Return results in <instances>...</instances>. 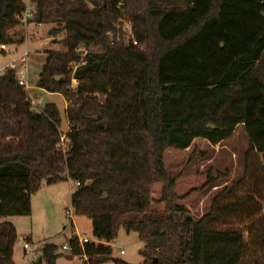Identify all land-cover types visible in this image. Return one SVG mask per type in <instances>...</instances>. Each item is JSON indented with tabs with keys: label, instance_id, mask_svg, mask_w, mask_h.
<instances>
[{
	"label": "trees",
	"instance_id": "16d2710c",
	"mask_svg": "<svg viewBox=\"0 0 264 264\" xmlns=\"http://www.w3.org/2000/svg\"><path fill=\"white\" fill-rule=\"evenodd\" d=\"M32 1L31 20L53 13V33H64L66 50L48 52L37 87L69 101L72 144L57 148L55 103L34 111L13 72L0 75V220L30 216L43 182L71 179L75 214L98 241L84 245L91 264L112 255L120 229L138 233L143 264H264V0ZM25 9L0 0V44L20 41L10 30ZM124 21L137 46L124 40ZM240 126L243 175L198 216L189 203L229 181L230 168L172 167L186 151L187 165L207 158L205 142L215 148ZM17 238L0 221V264H15ZM61 255L47 243L34 264Z\"/></svg>",
	"mask_w": 264,
	"mask_h": 264
},
{
	"label": "rangeland",
	"instance_id": "374dc122",
	"mask_svg": "<svg viewBox=\"0 0 264 264\" xmlns=\"http://www.w3.org/2000/svg\"><path fill=\"white\" fill-rule=\"evenodd\" d=\"M26 1V0H25ZM53 13L46 16L45 22L41 25L34 20L12 28L10 34L15 40L20 41L13 44H6L7 50L0 52V68L8 65L18 59L26 51L29 52V80L32 87L31 96L41 99V104L38 108H33L34 111L40 112L49 103H55L61 113V133L68 129L65 109L68 101L62 94L49 93L37 87V82L43 66L46 62L49 51H65L66 47L61 43L64 33L54 34L53 28L56 26L52 21ZM127 25H132L131 22L125 21L121 24L122 29ZM50 31L52 32L50 34ZM123 38L127 41V36ZM203 147L208 151V156L205 159L195 160L187 165V157L191 151H186V158L173 165L172 169L175 174L182 170H205L213 166L216 170H225L227 167L231 170L229 181L221 183L218 189H209L205 193L203 201H193L189 203L196 215L200 216L208 210V203L214 194L222 190L227 184H231L234 180L243 175V154L248 148V139L240 126L231 138L223 142L215 148L207 142ZM57 186V187H52ZM77 187L71 179L63 180L54 185H47L43 182L41 195L36 193L33 198L32 214L30 216H14L8 217V220H13L17 225L18 238L14 247L16 264H29L26 257L22 256V247L26 235H31L32 242L44 246L45 244H54L58 247V252L62 254L56 264H79V258L62 250L63 244L67 243L71 238L72 231L68 227L69 220L66 217V210H71V191H75ZM75 222L78 228L79 235L91 237L92 222L84 216L75 214ZM66 227V234L62 232ZM113 253L111 256H106L99 259L98 264H115L114 259H120L127 264H143L146 257L143 253L144 243L140 240L137 232H126L120 229L117 238L113 242ZM124 250V254L120 253ZM41 255V252H40ZM42 264H46L42 262Z\"/></svg>",
	"mask_w": 264,
	"mask_h": 264
},
{
	"label": "built area",
	"instance_id": "2783aa9c",
	"mask_svg": "<svg viewBox=\"0 0 264 264\" xmlns=\"http://www.w3.org/2000/svg\"><path fill=\"white\" fill-rule=\"evenodd\" d=\"M25 2H26V9L20 15V20L22 23L27 24L32 18H34L36 16L37 8H36V6L32 0H26ZM39 24L41 25V23H39ZM123 33H124V37L127 36V42L128 43L132 42L133 45H135V46L138 45V41L134 37L131 25H127L126 28L123 29ZM119 37H118V39H119ZM6 50H7L6 44H0V52H5ZM83 50H84V48H77L76 49V51H79V52H82ZM28 57H29V52L26 51L21 56H19L18 59L14 60L13 62L9 63L8 65L0 68V75L6 74L9 71L13 72V74H14L16 80L18 81L19 85H21L25 89V91L27 92L30 103H31V107L33 109L34 107L38 108L39 104H41V99H38L37 97L33 98L31 96V90L34 87L31 86L30 80H29ZM75 86H76V80L73 79V85L71 86V91H73L75 89ZM69 132H70V129L68 126L67 131L60 134V139H59V142L57 144V148L64 154L70 150L71 144H72V140L68 135ZM79 185H80L79 182H75L76 187ZM66 217L69 220V226L68 227L72 231L71 237L76 238L77 246L81 247L83 253L82 254L75 253V251H74L75 247L69 240L67 243L63 244V246L61 247L62 250L64 252L68 253L69 255L73 256V258H79L80 263L91 264L89 262L88 256L84 252V245L88 242H98V241L95 240L92 236L91 237L86 236V234H84L83 236L79 235L78 228H77L76 222H75V211L73 208L71 210H69V209L66 210ZM62 234L63 235L66 234V227L64 228ZM109 244L113 245V242L109 243ZM43 247L44 246H40L39 244H34L31 241L24 240V242H23V253H24V257H26L28 259L29 264H34L35 262L38 261L39 254H40L41 249ZM120 253L124 254L125 252H124V250H120Z\"/></svg>",
	"mask_w": 264,
	"mask_h": 264
},
{
	"label": "crops",
	"instance_id": "0c3cea01",
	"mask_svg": "<svg viewBox=\"0 0 264 264\" xmlns=\"http://www.w3.org/2000/svg\"><path fill=\"white\" fill-rule=\"evenodd\" d=\"M52 187H57V186H52ZM42 190H39V195H41V192ZM74 191H71V194L73 193ZM34 196L35 195H33L32 196V208H33V198H34ZM0 221H9V222H11L15 227H16V230H17V225H16V223H14V221L13 220H8L7 218H3V219H1ZM91 231H92V228H91ZM17 234H18V232H17ZM24 239H22V240H28V241H31L32 242V237H31V235H26V236H24L23 237ZM16 244V243H15ZM15 247V246H14ZM22 256L24 257V253H23V247H22ZM13 259H14V262H15V250H14V255H13ZM15 264H16V262H15Z\"/></svg>",
	"mask_w": 264,
	"mask_h": 264
},
{
	"label": "water",
	"instance_id": "95a60500",
	"mask_svg": "<svg viewBox=\"0 0 264 264\" xmlns=\"http://www.w3.org/2000/svg\"><path fill=\"white\" fill-rule=\"evenodd\" d=\"M52 32L50 31V34H51Z\"/></svg>",
	"mask_w": 264,
	"mask_h": 264
}]
</instances>
